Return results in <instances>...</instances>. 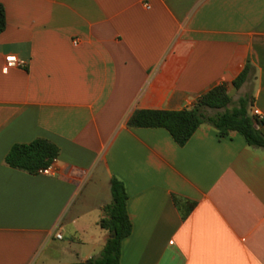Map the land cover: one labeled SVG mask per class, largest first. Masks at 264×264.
<instances>
[{"label":"crops","instance_id":"crops-1","mask_svg":"<svg viewBox=\"0 0 264 264\" xmlns=\"http://www.w3.org/2000/svg\"><path fill=\"white\" fill-rule=\"evenodd\" d=\"M0 2V264L97 256L113 177L132 223L120 264H264V149L209 124L182 146L128 125L136 110L189 108L224 84L235 104L253 99L264 133V0ZM9 54L26 66L4 71ZM36 138L59 147L51 174L5 163Z\"/></svg>","mask_w":264,"mask_h":264},{"label":"trees","instance_id":"trees-1","mask_svg":"<svg viewBox=\"0 0 264 264\" xmlns=\"http://www.w3.org/2000/svg\"><path fill=\"white\" fill-rule=\"evenodd\" d=\"M6 27L5 7L0 2V33ZM249 72L246 65L241 73L232 81L235 89L245 82ZM253 99L241 97L235 105L224 84L216 85L202 95L194 104L181 110L139 109L133 112L128 120L130 127L164 128L180 146L184 145L192 134L202 125L214 127L220 137H227L232 132L241 134L246 143L252 147L264 149V133L256 125L261 120L251 116L248 108ZM208 111H214L209 113ZM59 154V147L53 142L36 138L29 143L14 144L5 156V163L10 167L30 173L51 164ZM112 201L103 207V216L99 221L102 228L115 236L108 238L97 256L83 262L70 264H120V248L122 240L132 230V223L127 213V193L121 180L113 177L111 180ZM174 202L181 206L180 199L174 197ZM194 202L182 209L183 217L193 208Z\"/></svg>","mask_w":264,"mask_h":264},{"label":"built area","instance_id":"built-area-1","mask_svg":"<svg viewBox=\"0 0 264 264\" xmlns=\"http://www.w3.org/2000/svg\"><path fill=\"white\" fill-rule=\"evenodd\" d=\"M74 43L76 44L77 42L74 41ZM26 66V61L16 55H13V54H9V55H6L5 56V59H4V64H3V70L4 71H7L8 69L10 68H23ZM252 114L256 117H258L259 119H262V114L261 112L254 108L252 110ZM54 162H52L51 164H49L48 166L44 167V168H41L38 170V173H42V174H51L52 171H53V167H54ZM56 236L58 238L61 237L60 234H56Z\"/></svg>","mask_w":264,"mask_h":264},{"label":"rangeland","instance_id":"rangeland-1","mask_svg":"<svg viewBox=\"0 0 264 264\" xmlns=\"http://www.w3.org/2000/svg\"><path fill=\"white\" fill-rule=\"evenodd\" d=\"M231 96H232V103L229 105V107H232L235 102H236V95L231 93ZM210 114L213 113L214 111H208Z\"/></svg>","mask_w":264,"mask_h":264},{"label":"water","instance_id":"water-1","mask_svg":"<svg viewBox=\"0 0 264 264\" xmlns=\"http://www.w3.org/2000/svg\"><path fill=\"white\" fill-rule=\"evenodd\" d=\"M114 236H115V234L114 233H111L109 237L112 238Z\"/></svg>","mask_w":264,"mask_h":264}]
</instances>
